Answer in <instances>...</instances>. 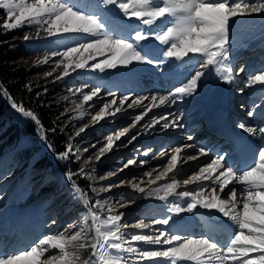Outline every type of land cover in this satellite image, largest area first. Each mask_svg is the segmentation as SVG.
I'll return each mask as SVG.
<instances>
[{
    "label": "snow or ice",
    "instance_id": "obj_1",
    "mask_svg": "<svg viewBox=\"0 0 264 264\" xmlns=\"http://www.w3.org/2000/svg\"><path fill=\"white\" fill-rule=\"evenodd\" d=\"M0 10H6L4 18L0 20L2 30L35 26V36H23L26 42L54 37L51 44L61 45L69 36L81 37L79 41L64 45L62 50L59 46L51 47L43 60L39 61L47 64L53 57H59L53 72L61 66L63 70L57 75V80L69 77V69L76 72L89 67L90 60H95L97 54L103 55L105 52L110 55L91 64L93 71L104 73L119 68L132 72L146 66L175 77L176 85L163 93L131 97L124 94L118 97L115 92L108 90L106 95L111 99L104 101L99 111L91 117L93 122L116 117L117 113L134 107L141 109V112L134 116L131 123V128L137 129L135 134L129 135V128L125 127L122 131L101 138L106 142L95 156L100 161L105 153L132 145L142 134L183 129L184 116L179 111L166 112L142 125L140 122L152 109L172 108L197 95L203 80L212 71L221 81L232 82V30L238 22L237 18L264 13V0H35L34 3L0 0ZM113 10L118 11L117 16L112 15ZM84 52L89 55L84 57ZM193 59L194 64L190 63ZM188 64H191L188 75L179 77L172 72L174 67ZM239 71L244 72V67ZM53 72L46 73V77L52 76ZM247 84L264 86V69L259 74L251 75ZM84 87L89 90L84 92L80 87L75 89V93L81 94L83 102H93L94 97L101 98L102 87L87 83ZM3 95L11 100L10 107L13 110L40 125L33 111L17 102L7 91ZM77 107L83 115L82 105ZM255 114V111L248 113L253 117ZM237 126L251 137L259 138L254 146L247 140L236 144L238 150L252 154L250 163H241L239 166L235 162L230 164L233 153L228 147H232L231 144L228 147L210 148L187 143L172 149L167 165L154 178V169L144 173L150 178L147 189L141 186L142 181L136 182L140 181V177L131 178V189L133 193L142 194L140 199L155 198L164 205V215L142 216L131 225L140 232L123 231L126 225L121 221L126 213L116 211L117 203L120 208L131 207L138 197L121 196L116 202L104 198L93 203L73 180L74 175L89 178V173L83 167L76 173L67 172L66 180L73 182L74 192L83 197L87 214L91 217V226L85 228L74 222L56 234L41 235L26 248H21L19 254L4 253L0 242V264H21V261L26 264H264V119L256 127L246 126L243 122ZM56 130L55 127L51 129L53 133ZM191 139L189 135L187 140ZM117 141L121 143L117 144ZM47 147L53 150V145L48 144ZM73 147L70 140L65 150L57 154L58 159L66 160L73 155L80 159L79 149L74 153ZM90 147L95 148L96 144ZM187 149H192V152L187 153V161L183 163L199 161L200 157L205 159L202 166L198 165L188 178L175 179L181 171L178 168L181 154ZM83 151L87 152L89 148ZM150 152L151 148L144 151L142 155L146 159L138 162L133 158L128 159L120 171L137 163L143 167L148 163ZM166 155V151L159 153L160 158ZM257 173L261 177L259 180L256 179ZM115 175L116 171L108 173L109 177ZM165 178L170 182L152 187ZM203 181H211V185L198 183ZM123 183L124 180L117 181V184ZM181 184L186 190H178ZM193 184L200 190H187V186ZM112 187V184L99 188L91 186V191H111ZM206 189L210 194L206 193ZM222 194L227 198H223ZM241 203L242 208L238 207ZM105 205H109L108 215L102 218L98 211ZM200 209L215 210L219 214L210 213V216H214L216 223L229 230L227 239H214L210 233L194 237L188 232L190 218L185 214L194 217ZM146 229L152 234H145L143 230ZM93 230L94 236L91 235ZM53 249L59 251V256L52 254Z\"/></svg>",
    "mask_w": 264,
    "mask_h": 264
},
{
    "label": "rangeland",
    "instance_id": "obj_2",
    "mask_svg": "<svg viewBox=\"0 0 264 264\" xmlns=\"http://www.w3.org/2000/svg\"><path fill=\"white\" fill-rule=\"evenodd\" d=\"M18 2L34 3L35 0H18ZM112 15L117 16L118 11L113 10ZM237 19L238 22L231 33L232 44L238 41L240 35H254L246 37L242 43L232 45L230 49V67L232 68L233 83L230 82V84L225 85L223 92L230 87L229 92L233 95L234 103L231 101L233 108L229 113L225 114V118L228 119L226 121L230 126V131L234 132L240 129L237 125L242 120L245 121L246 126L256 127L258 126V122L264 119V86L259 84L249 86L247 84L251 75L259 74V71L264 69V41H259L264 34L257 35L260 26L264 27V13ZM14 31H19L22 41H25L23 39L25 34L35 36V26H23ZM251 37L256 38L249 40ZM236 38L237 40H235ZM80 39V36H69L61 45L51 44V41L55 40L54 37L45 40L33 39L25 41L30 49L32 64L40 68L41 72L38 75L46 78L45 80L48 81L55 80L57 75L63 70L61 66L53 72V68L56 67L55 61L59 57H53L52 61L47 64L39 63V61L43 60L51 47L59 46L62 50L64 45L74 43ZM231 51H234L236 54L231 53ZM88 55V52L83 53L84 57ZM107 55H110V53L97 54L95 60L88 62L89 67L78 69L76 72H72L69 69L70 76L59 79V82H61L59 83L60 88L63 89L60 91L63 94L59 95L64 107L63 117L70 129L69 133H67L69 134L68 139H64L63 137V149L65 150L66 144L71 140L74 146L73 152L75 153L79 149L78 154L80 159H77L75 155L66 160L58 159L57 154L53 150L50 151L47 147L45 139L39 138L35 132H30V130L25 131V118L10 107L11 102L5 107L3 114L0 116V226L9 222L8 231L5 229L4 231H0V233L4 234L6 231L5 244L2 242V245L8 251L7 254H19L21 248H26L41 235L56 234L63 231L68 225L74 224V222L85 228L91 226L92 221L91 217L87 214V206L83 203V197L74 192L73 182L66 180L65 176L67 172L76 173L83 167L89 173V178L74 175L73 180L83 190L84 195L93 203L98 199L103 200L104 198H109L113 202H116L119 201L121 196L131 197L135 195L138 197L136 203L131 207L120 208L117 203L116 211L126 213V216L121 221L122 224L126 225L122 229L123 231L127 233L140 232L141 230L134 229L131 225L142 216L164 215V205L163 202L157 201L155 198L144 197L140 199L139 197L142 194L133 193L131 189V184L129 183L131 178L134 176L140 177V181L136 182L142 181L141 186L147 189L150 178L145 176L144 173L154 169L152 177L154 178L162 172L174 147L190 143L211 148L222 146L229 142V138L226 137H220L215 140L209 133L202 134L206 129L203 118L205 100L215 92L221 81L220 77L210 70L212 74L203 80L197 95L187 98L186 102L172 108L160 107L152 109L144 117V120L140 122V125H142L152 118H159L166 112L179 111L184 116L182 123L185 127L183 129H169L163 133L156 131L152 134H142L132 145L115 148L113 151L105 153L101 160L97 161L95 156L99 148L106 142L101 138L115 131H122L125 127L129 128V135L135 134L137 129L131 128V123L134 116L141 112V109L134 107L133 109L117 113L116 117H106L105 120H101L98 123L93 122L91 117L99 111L104 101L111 99L110 96L106 95L109 89L115 92L118 97L124 94L131 97L163 93L176 85L175 80L173 82L172 79L168 78L165 85L164 79L158 78L162 75L158 71L151 78L148 77V79L145 76H149V74L141 73L140 70L127 72L124 69L118 68L116 70H106L104 73H100L98 70L93 71L90 65L99 62ZM193 62L195 63V59L190 63ZM184 66L182 65V68ZM188 66L190 67L191 64H188ZM241 67L248 68L243 75L239 71ZM48 72H53V75L46 77V73ZM172 72L182 77L189 74L187 68L182 69L181 72L183 73L174 70ZM163 76L166 79V74H163ZM131 78L132 80H129ZM156 78H158V81L155 82L154 79ZM86 83L103 88L100 99L94 97L93 102L82 101L81 94L75 93V89L80 87L84 92H87L89 89L84 87ZM145 103L148 102L145 101ZM77 105H82L83 115H81V109ZM257 105H260V107L257 108ZM249 111H255V117L249 116ZM140 125L137 127L139 128ZM81 128L84 131L81 132ZM39 129L42 131V128L39 127ZM239 134L235 133L236 140H232L231 143L237 142ZM189 135L192 137L191 140H187ZM253 139L255 140V138ZM121 140L124 141L125 138L122 137ZM256 140L258 141L259 138L257 137ZM98 141L99 143H97ZM248 141H250V138ZM116 143L120 144L121 142L117 141ZM92 144H96V147L91 148ZM151 145H156L157 148L155 147L149 153L147 157L149 163L143 167L138 166L137 163L120 171L123 164L130 158L135 159L137 162L141 159H146L142 153L146 151L145 147ZM84 148H89V151L84 152ZM165 150L168 155L160 158L159 153ZM228 150L230 151L231 149L228 147ZM190 152H192V149H187L185 153L181 154V163L178 164V168L181 171L174 177L175 179H186L197 170L198 165L202 166L205 159L203 157H200L196 163H194L195 161L183 163L187 161V153ZM110 171H116L117 175L109 177L108 173ZM171 175L169 174V176ZM92 177H95V179H92ZM100 177H105V179H100ZM256 179H261L259 173H257ZM119 180H124L125 183L117 184ZM165 182L170 181L162 179L157 181L152 187L160 186ZM108 184L113 185L111 191H100L98 193L91 191V186L99 188L101 185ZM195 185L187 186V190L199 191V187L191 188V186ZM178 190L183 191L186 189L181 184ZM225 191L227 192V189ZM222 196L223 198H227L223 194ZM179 202L183 203V200ZM108 207L109 205H105L98 211V214L102 218L108 215ZM238 207L242 208V203ZM210 213H215V210L200 209L194 217L191 214H185L190 218L188 221V232L194 237H198L201 234H208L212 229H215L216 227L213 226L216 225L211 226V228L208 225L209 223L213 224L215 221V218L213 219L214 216H210ZM215 215L218 216L219 214L215 213ZM36 218L39 222L37 225H34ZM53 220H55L54 224L52 223ZM17 221L23 222V232L24 234L26 233L21 239L18 237L20 228L13 227ZM203 223H206L205 226H203ZM26 230L29 231L25 232ZM73 230H75V225ZM231 230L235 229L232 228ZM143 232L145 234H152L147 229L143 230ZM216 232H220V229H217ZM224 232L217 233L216 239H227L229 230L224 228ZM91 235H95L94 230L91 232ZM140 246L143 245L141 244ZM13 249L14 251H11ZM7 251H4V253ZM52 254L59 256L60 253L58 250L53 249ZM81 255L83 256V253ZM21 264H26V262L21 261Z\"/></svg>",
    "mask_w": 264,
    "mask_h": 264
},
{
    "label": "trees",
    "instance_id": "obj_3",
    "mask_svg": "<svg viewBox=\"0 0 264 264\" xmlns=\"http://www.w3.org/2000/svg\"><path fill=\"white\" fill-rule=\"evenodd\" d=\"M4 16L5 10H0V20ZM20 37L19 31L2 30L0 24V84L3 85L0 88V116L11 102L3 95L7 91L17 102L33 111L41 122L38 126L31 118L24 117L25 131L35 132L39 138L44 136L46 144L53 145V151L58 154L64 150L63 137L68 139L70 131L59 96L63 94L60 92L63 90L59 85L61 82L57 79L48 81L38 75L40 68L32 64L29 46ZM54 127L57 130L53 133L51 129Z\"/></svg>",
    "mask_w": 264,
    "mask_h": 264
},
{
    "label": "bare ground",
    "instance_id": "obj_4",
    "mask_svg": "<svg viewBox=\"0 0 264 264\" xmlns=\"http://www.w3.org/2000/svg\"><path fill=\"white\" fill-rule=\"evenodd\" d=\"M263 28V29H262ZM258 34V36L259 35H261V34H264V27L261 25L260 26V28L258 29V32H257ZM251 35H254V34H244V35H240L239 37H238V41H235V43H233L232 45H235V44H238V43H242L244 40H245V38L246 37H250ZM256 36V35H255ZM254 38H256V37H251L249 40H251V39H254ZM235 40H237V38L235 39ZM248 40V41H249ZM259 41H264V36L263 37H261L260 38V40ZM264 43V42H263ZM249 45V44H248ZM247 45V46H248ZM244 50V49H243ZM241 51V50H240ZM231 53H235L234 51H231ZM238 53V52H237ZM236 54V53H235ZM231 55H233V54H231ZM194 63V62H193ZM191 67V66H190ZM190 67L188 66V65H185L183 68H182V66H180V67H174L172 70H174V71H176V72H181L182 71V69H184V68H187L188 70L190 69ZM244 69H245V71L244 72H241V75H243L246 71H247V69L244 67ZM181 70V71H180ZM137 71V70H136ZM140 72L141 73H145V74H149V76H145V77H147L146 79H148V77H152L154 74H156L157 73V71H153V69H151V68H149V67H142V69H140ZM159 72V71H158ZM160 73V72H159ZM181 73H183V72H181ZM161 74V73H160ZM122 76V75H121ZM120 76V77H121ZM177 76H179V77H182L181 75H177ZM158 78H160V79H164V83H165V85H166V82H167V78L168 79H172V81L173 80H175V77L174 76H169L168 74H166V79H165V77L163 76V74L161 75V76H159ZM158 78H156V79H154L155 80V82L156 81H158ZM125 79V78H124ZM129 80H132V78L131 79H129ZM146 81H148V80H146ZM176 81V80H175ZM175 81H173V82H175ZM232 83H233V81H232ZM218 84V83H217ZM228 84H230V82H224L223 83V81H220L219 82V84H218V88L215 90V92L212 94V95H210V96H208L207 97V99L205 100V103L206 104H204V106H205V110H204V112H203V118H204V122H205V124H206V130H204L203 132H202V134H207V133H211L210 131H208V129H211V130H214V128H215V126L213 125V123L212 122H214V123H216L217 125H219V124H221V120H223L224 119V117H225V114L226 113H229L230 111H231V109L233 108V104L231 103V101H233V103H234V100H233V95L232 94H230V92H229V90H230V87H228L226 90H225V92H223V89H224V86L225 85H228ZM144 85H146V84H144ZM226 88V87H225ZM143 89V88H142ZM231 103V105H229ZM222 114V115H221ZM223 117V118H221V117ZM245 121L243 120V123H244ZM201 130V129H200ZM218 131L219 132H222V133H225V134H229V132L228 131H226V128H225V126H220V129H218ZM239 132H240V134H242V135H244V134H246L252 141H253V143L255 144L256 142H258L256 139H257V137L255 138V140L253 139V137H251L250 136V134H248V133H245L243 130H241V129H239ZM180 134V133H179ZM256 141V142H255ZM229 144H226L224 147H227ZM155 147H156V145H151V146H147V147H145L144 149L145 150H147V149H149V148H151L152 150H154L155 149ZM157 148V147H156ZM166 151V150H165ZM239 155H235V156H233L232 158H230L229 159V163L230 164H232V163H234V162H236L237 161V157H238ZM154 159V158H153ZM252 159H253V156H250L248 159H247V157H245V155H244V160L242 161V163H250L251 161H252ZM197 161H195L194 163H196ZM149 163V162H148ZM241 163H239L238 164V166L240 165ZM165 179H167V178H165ZM200 184H204V185H211V181H203V182H201ZM230 187H231V185H230ZM237 187H239V186H237ZM191 188H198L197 187V185H195V186H191ZM206 193L207 194H210L209 193V191L206 189ZM213 219H214V217H213ZM39 221L37 220V218H36V220H35V223H34V225H37V223H38ZM16 224H15V226H13V227H19L20 228V230H19V236L18 237H20V239L23 237V236H25L26 235V233L24 234V232H23V222H21V221H17V222H15ZM13 224V223H12ZM205 224L206 223H203V226H205ZM9 222L8 223H4L3 225H1L0 226V231H4L5 229H7L6 231H8V228H9ZM209 226H213V225H216V226H213V227H216L215 229H212L214 232H216L217 231V229H220V231L222 230V231H224V228H223V226L222 225H220L219 223H216L215 221H214V223L213 224H211V223H209L208 224ZM219 226V227H218ZM12 227V228H13ZM13 229H15V228H13ZM212 230H211V232H212ZM6 231H5V233L3 234V233H0V242H3L4 243V239H5V234H6ZM29 230H26L25 232H28ZM209 231V230H208ZM207 231V232H208ZM210 232V233H211ZM216 233H218V232H216ZM28 234V233H27ZM21 248V247H20ZM20 248H16V249H20ZM4 251H7L6 249L4 250ZM11 251H14V249L13 250H11Z\"/></svg>",
    "mask_w": 264,
    "mask_h": 264
}]
</instances>
